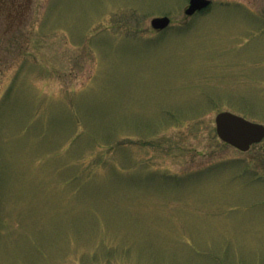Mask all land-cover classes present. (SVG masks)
<instances>
[{
    "label": "rangeland",
    "instance_id": "obj_1",
    "mask_svg": "<svg viewBox=\"0 0 264 264\" xmlns=\"http://www.w3.org/2000/svg\"><path fill=\"white\" fill-rule=\"evenodd\" d=\"M210 1L1 0L0 264H264V0Z\"/></svg>",
    "mask_w": 264,
    "mask_h": 264
},
{
    "label": "water",
    "instance_id": "obj_2",
    "mask_svg": "<svg viewBox=\"0 0 264 264\" xmlns=\"http://www.w3.org/2000/svg\"><path fill=\"white\" fill-rule=\"evenodd\" d=\"M210 4L209 0H189L184 13L187 16L200 11ZM169 18H153L150 25L155 30H163L169 25ZM217 137L224 143L239 151H247L251 145L259 143L264 138V127L251 123L229 112H221L215 117Z\"/></svg>",
    "mask_w": 264,
    "mask_h": 264
},
{
    "label": "trees",
    "instance_id": "obj_3",
    "mask_svg": "<svg viewBox=\"0 0 264 264\" xmlns=\"http://www.w3.org/2000/svg\"><path fill=\"white\" fill-rule=\"evenodd\" d=\"M1 3V2H0Z\"/></svg>",
    "mask_w": 264,
    "mask_h": 264
}]
</instances>
